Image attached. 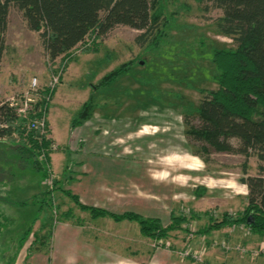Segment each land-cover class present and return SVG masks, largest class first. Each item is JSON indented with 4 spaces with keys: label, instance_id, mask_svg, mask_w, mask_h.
<instances>
[{
    "label": "rangeland",
    "instance_id": "rangeland-1",
    "mask_svg": "<svg viewBox=\"0 0 264 264\" xmlns=\"http://www.w3.org/2000/svg\"><path fill=\"white\" fill-rule=\"evenodd\" d=\"M159 4L167 23L155 47L143 49L135 41L140 32L119 25L95 43L88 37L54 61L45 54L38 33L28 30L21 13L10 7L0 99L6 102L30 93L33 80L35 99L48 89L47 138L56 150L49 154L50 164L45 163L51 173L43 180L20 152L17 136L0 140V264H264V239L253 237L246 227L198 234L210 219L243 211L247 204L246 187L239 182L243 166L248 175L257 174L254 156L245 160L212 152L203 154V162L193 156L199 145L187 136L185 118L197 124L201 90L217 89L212 52L232 50L233 42L215 27L220 11L207 9L205 2L159 0ZM87 46L95 51L84 52ZM139 57L141 61H136ZM131 60L136 63L126 74L93 89L104 75ZM54 77L59 81L50 91ZM89 99L93 108L88 119L71 127ZM85 123L84 137L95 140L99 135L108 147L103 159L107 172L90 178L111 193L82 194L77 190L81 179L76 177L75 190L64 181L59 184L62 189L57 187L54 172L73 175L79 167V149L73 148L80 144L73 141L81 137ZM49 126L55 140L48 137ZM48 180L58 192L55 198L43 197L50 188L42 181ZM38 185L44 189L34 193ZM201 188L204 193L198 196ZM67 189L82 197V203L89 204L87 197L92 196L90 203L95 206L98 201L116 214L130 211L144 219L158 218L164 227L171 215L185 216L187 222L155 242L141 235L135 223L91 219L62 195ZM254 238V245L243 243Z\"/></svg>",
    "mask_w": 264,
    "mask_h": 264
},
{
    "label": "trees",
    "instance_id": "trees-1",
    "mask_svg": "<svg viewBox=\"0 0 264 264\" xmlns=\"http://www.w3.org/2000/svg\"><path fill=\"white\" fill-rule=\"evenodd\" d=\"M201 2L206 3L207 9L220 11L215 27L232 40L234 49L212 52L211 61L218 72L217 89L201 90L203 96L197 108V124L185 118L187 136L199 145L193 156L203 162V154L210 155L212 152L241 155L245 160L254 156L258 165L255 176L248 175L246 165L243 166V177L239 180L247 189V204L243 211L237 214L225 212L219 220L210 219L208 226L198 234L243 226L253 235L264 236V0ZM10 7L21 13L28 30L38 33L50 61L69 55L88 37L92 38L91 43L97 42L119 25L139 31L135 41L143 49L151 45L155 47L164 35L162 28L167 23L159 0H0V66L7 51L5 33ZM94 49V46H87L83 51L91 52ZM136 61H141V57ZM136 61L131 60L110 71L93 89L109 86L126 74ZM47 92L48 89L40 92L35 105V111L39 113L29 115V119H34L42 111L46 112ZM92 108L89 99L82 105L71 127L88 119ZM26 124L27 120L17 116L8 102L0 99V140H11L14 135L17 136L20 152L28 156L32 168L40 171L45 180L50 176L45 166L50 157L46 153L42 162L40 155L51 141L47 135L27 130ZM53 192L47 189L43 197L47 199ZM62 193L80 211L89 213L91 219L133 222L141 235L155 242L167 239L170 232L181 230V225L187 222L185 216L171 215L170 223L164 227L158 218L144 219L134 212L116 214L83 204L79 196L68 189L62 190ZM203 193L204 189L197 190L198 196ZM29 231L30 228L24 235H28Z\"/></svg>",
    "mask_w": 264,
    "mask_h": 264
},
{
    "label": "crops",
    "instance_id": "crops-1",
    "mask_svg": "<svg viewBox=\"0 0 264 264\" xmlns=\"http://www.w3.org/2000/svg\"><path fill=\"white\" fill-rule=\"evenodd\" d=\"M87 124L88 123H85L84 126H83V130H82L81 137H79L75 141H73L75 143L78 142V144H80V147L77 145L75 148H73L74 150H76L77 148L79 149L78 150L79 157H78V160H76L77 161V166H79V167L76 168V169H74L73 175H67L65 172H63L61 174H59L58 172L57 173L54 172V177H56V182H59L57 184V187L60 188V189H62L59 186V184L62 181H64V184L66 186H71L75 190L76 189L75 188L76 185L74 184V177H76L78 179H81V182H82V183L79 184V186L81 185L80 187H78V185H77V190L80 193H82V191L86 195L87 194H93L94 192H102V193L103 192L104 193H107L108 192V193H111L112 192L111 191L112 189H107V188L105 189V188L99 187L98 185H95L93 183V181H92L93 179L90 178V177L94 178V176L98 177V175L102 176L104 172H107V166H106V163L103 162V159L104 160L106 159L104 157V150L105 149H108V147H107V143L103 142L104 141L103 139L100 140L98 138L99 135H96L95 140H93V139L87 140L84 137V128L87 126ZM49 131H51V133H49L50 135L48 134V137H50L53 140H55V137L52 134V129H51L50 126H49ZM93 141H94V143H93ZM56 143H58V142H56ZM110 145H112V143ZM52 155L53 154H51L49 156L50 157L49 158V164L51 162V156ZM109 158H112V157H109ZM60 162H62V165H65L66 164L64 158L61 159ZM95 169H97V170H99L101 172H94ZM115 169L117 170V172H119V169L118 168H115ZM117 172H109V175H116ZM152 172H155V171H152ZM156 172H160V171H157L156 170ZM42 183H43V185H45V183L43 181H42ZM83 184H85V185L83 186ZM67 188H69V187H67ZM40 189H44V188H40V185L35 186V190H37V192L34 191V193H39ZM56 193H58V192L57 191L54 192L52 194V197L55 198ZM62 195H63V193H62ZM79 198L82 200V197H79ZM91 200H92V196L91 197H87V201L89 202V204H86V205H88V206H94L93 203H90ZM107 201H109V200H107ZM96 202H97V204H95L94 207H98V208H102V209L108 210L105 207H103L102 204H98V201H96ZM102 203L105 204L104 202H102ZM83 204H85V203H83ZM109 211H110V209H109ZM110 212H112V211H110ZM124 212H130V211H124ZM98 219H101L100 221H104L105 220V218H98ZM115 223H131V222H129V221H122V222H115ZM252 236L253 237H258L257 235H253V234H252ZM262 239H264V236L260 237L259 240H262ZM243 243H245L246 245L247 244L248 245L249 244H253L254 245V244L257 243V240H256V238L252 239V241L251 240L250 241L249 240H244Z\"/></svg>",
    "mask_w": 264,
    "mask_h": 264
},
{
    "label": "built area",
    "instance_id": "built-area-1",
    "mask_svg": "<svg viewBox=\"0 0 264 264\" xmlns=\"http://www.w3.org/2000/svg\"><path fill=\"white\" fill-rule=\"evenodd\" d=\"M32 85V89L30 93H25L22 96H19L16 99L7 100L9 107L13 108L16 115L22 117L23 119L27 120L26 128L30 131L39 132L40 135L46 136L47 135V122H46V112L42 111V113L38 114L34 119H29V115H35L39 113V111H35V105L37 99H35V94L38 95L37 89H35V80ZM59 77H54L49 85L50 91L55 87L58 83ZM49 101V98H46ZM56 150L55 146L50 143L48 148L45 151L41 152L40 159H44L45 154ZM45 184L52 188V183L50 180L45 181ZM241 227V226H240Z\"/></svg>",
    "mask_w": 264,
    "mask_h": 264
},
{
    "label": "clouds",
    "instance_id": "clouds-1",
    "mask_svg": "<svg viewBox=\"0 0 264 264\" xmlns=\"http://www.w3.org/2000/svg\"><path fill=\"white\" fill-rule=\"evenodd\" d=\"M240 191H244L243 187L240 188Z\"/></svg>",
    "mask_w": 264,
    "mask_h": 264
}]
</instances>
